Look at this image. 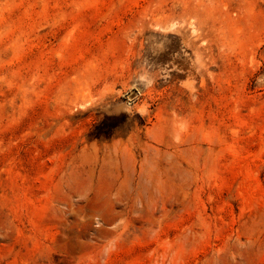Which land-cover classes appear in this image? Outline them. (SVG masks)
I'll list each match as a JSON object with an SVG mask.
<instances>
[{"label": "rangeland", "instance_id": "1", "mask_svg": "<svg viewBox=\"0 0 264 264\" xmlns=\"http://www.w3.org/2000/svg\"><path fill=\"white\" fill-rule=\"evenodd\" d=\"M0 264H264V0H0Z\"/></svg>", "mask_w": 264, "mask_h": 264}, {"label": "bare ground", "instance_id": "2", "mask_svg": "<svg viewBox=\"0 0 264 264\" xmlns=\"http://www.w3.org/2000/svg\"><path fill=\"white\" fill-rule=\"evenodd\" d=\"M194 30V29H193ZM193 32V31H192Z\"/></svg>", "mask_w": 264, "mask_h": 264}]
</instances>
